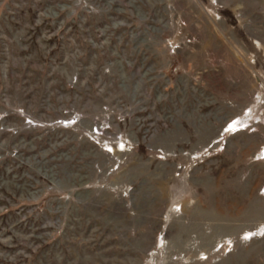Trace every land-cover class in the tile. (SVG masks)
Returning <instances> with one entry per match:
<instances>
[{"label":"rangeland","instance_id":"obj_1","mask_svg":"<svg viewBox=\"0 0 264 264\" xmlns=\"http://www.w3.org/2000/svg\"><path fill=\"white\" fill-rule=\"evenodd\" d=\"M0 264H264V0H0Z\"/></svg>","mask_w":264,"mask_h":264},{"label":"built area","instance_id":"obj_2","mask_svg":"<svg viewBox=\"0 0 264 264\" xmlns=\"http://www.w3.org/2000/svg\"><path fill=\"white\" fill-rule=\"evenodd\" d=\"M234 126H238V125H234ZM234 130V129H233Z\"/></svg>","mask_w":264,"mask_h":264}]
</instances>
